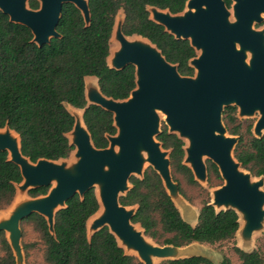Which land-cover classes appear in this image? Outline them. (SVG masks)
<instances>
[{
  "label": "water",
  "instance_id": "1",
  "mask_svg": "<svg viewBox=\"0 0 264 264\" xmlns=\"http://www.w3.org/2000/svg\"><path fill=\"white\" fill-rule=\"evenodd\" d=\"M233 1L234 22L229 19L231 14L224 0H188L179 14L148 7L153 22L163 26L175 39L188 40L196 51V57L189 62L196 71L192 77L182 76L178 65L169 63L147 38L125 35V15L123 10L119 11L110 40V55L115 33L121 49L112 64L109 62L110 55L107 62L111 69L118 71L133 66L136 88L128 99L114 100L101 92L97 77L85 78L87 106L96 105L112 113L117 133L106 136L109 142L107 148H96L84 122L85 110L67 104L66 108L75 121L68 139L77 130L75 142L69 139L73 152L78 151L80 156L75 172L69 173L61 165V161L69 159L73 152L67 159H41L32 163L21 152L19 135L8 126L0 129L14 132L19 138L17 145L8 134H1L0 151L7 152L9 160L21 170L23 181L16 185V194L22 186L29 198L24 209L0 221V232L5 233L16 264H24L21 245V223L24 219L39 214L47 221L50 233L55 235L56 214L67 207V201L76 195L83 199L85 193L92 189L97 197L96 187L99 184L102 185L101 199L105 212L90 228L89 220L94 215L88 220L89 237L108 228L125 254L135 256L143 264H152L153 256L157 262L192 257L209 259L199 254H188L191 246L200 244L197 242L183 247L155 243L139 224L133 222L138 206L126 207L120 203V198L132 188L130 178H144L146 165L141 154L144 151L148 155L147 164L160 176L183 220L192 227L198 224L200 211L191 219L183 215L182 210L186 212L188 208L187 202L173 180L165 149L157 140L162 132L159 113L165 117L169 134L178 136L184 142L183 164L192 171L196 182L207 183V159L218 168L224 184L213 190L210 205L217 212L232 210L238 217L240 213L245 215L247 223L244 229L240 226L236 234L238 244L242 242L237 247L245 253L254 251V236L264 228V177H253L236 160L234 151L239 137L228 134L222 116L225 106L239 108L241 116H250L257 111L261 116L252 133L258 139L264 136V30L252 29L255 21H262L264 0ZM38 2L40 8L33 10L29 0H0V11L9 17L11 23L30 29L33 42L40 47L50 44L52 39L61 38L57 27L65 4H73L82 13L86 25H90L88 0ZM133 36L147 40L151 47L129 42L127 38ZM248 52L252 54L249 64L246 62ZM78 111L81 112L84 128H78L75 115ZM187 140L191 144L189 149H186ZM203 157L207 159L203 160ZM54 181L57 182L55 188L52 185ZM42 187L49 188L47 195L35 198L29 195L30 190ZM137 226L139 230L135 228ZM146 237L153 245L146 242ZM119 239L137 251V255L127 253Z\"/></svg>",
  "mask_w": 264,
  "mask_h": 264
},
{
  "label": "trees",
  "instance_id": "2",
  "mask_svg": "<svg viewBox=\"0 0 264 264\" xmlns=\"http://www.w3.org/2000/svg\"><path fill=\"white\" fill-rule=\"evenodd\" d=\"M188 0H88L90 25L73 5L65 4L57 27L61 38L38 46L27 27L10 22L0 11V129L8 126L21 141V152L32 163L41 159H67L74 150L67 137L74 126V118L67 110L69 104L84 109V122L96 148L109 146L107 135L117 133L113 114L99 106H87L85 78L95 76L101 92L114 100H126L136 88L135 68L128 66L114 70L108 66L110 40L116 16L123 10V32L127 36L147 38L162 52L166 60L178 65L182 76L192 77L195 71L189 62L196 51L188 40H177L165 28L150 19L148 7L169 10L179 14ZM230 7L231 0H225ZM29 6L38 10V0H29ZM112 48V42H111ZM236 107L225 111L228 132L239 137L234 156L253 177H264V136L256 138L252 126H243L236 119ZM163 149L170 150L171 165L190 185H198L192 171L183 164L184 142L164 127L157 136ZM209 175L221 180L218 168L209 162ZM23 181L19 166L9 160L8 153L0 151V211L8 207L16 195V185ZM131 190L120 198L123 206H138L133 218L158 244L183 247L194 242L217 245L233 242L239 230L235 211H220L202 202L198 224L185 222L154 170L144 178H130ZM49 188L29 191L31 197L47 195ZM183 194L182 190H180ZM184 195V194H183ZM67 207L55 217V235L47 221L32 214L23 223H31L45 245L43 264H143L135 256L125 254L116 238L104 228L92 237L87 233V222L95 215L99 202L94 189L69 199ZM3 255L0 264H16L13 251L4 232H0ZM28 250V246H26ZM240 264H264V238L260 247L245 253L233 248ZM161 264H213L203 257H192ZM221 264H232L225 257Z\"/></svg>",
  "mask_w": 264,
  "mask_h": 264
},
{
  "label": "rangeland",
  "instance_id": "3",
  "mask_svg": "<svg viewBox=\"0 0 264 264\" xmlns=\"http://www.w3.org/2000/svg\"><path fill=\"white\" fill-rule=\"evenodd\" d=\"M234 4H235L234 1L231 0V6L228 7L230 14H231V16L229 18L231 22L235 21L234 12L232 9ZM261 18H262L261 22L255 21L253 23V25H252L253 30H255V31H263L264 30V13L261 14ZM133 38H137V37L133 36ZM112 47H113V45H112ZM251 57H252L251 52H248L247 53V59H246V62L248 64L250 63ZM195 74H196V71H195ZM230 107H234V106H228V107L225 106L224 107L223 116H222L223 123H224L226 129H227V124L225 121V117H226L225 111ZM75 115L77 117H79V116H81V112L78 111ZM235 115H236V119L238 120V123L242 124V126H243L242 133H244V135L246 137H248V135L246 134L247 126H252V132H253L254 127H255L257 121L260 119V116H261L260 113L257 111L250 116H241L239 108H237ZM159 127H160V130H162L164 127H166L168 129V126H167L166 121H165V117L162 113H159ZM227 131H228V129H227ZM263 133H264V131H263ZM228 134L230 136H233L229 132H228ZM235 137H238V136H235ZM71 138L73 139V136ZM188 144H189V142L187 141L186 146H188ZM164 151L166 152L167 158L170 160V163H171V157H170L171 152L167 151V150H164ZM147 160H148V158L146 157L144 159V165H146L144 167V172H147L148 170H151V169L153 170L152 166L150 164H147ZM76 161H77V159L75 157V154H73L72 157H70L66 162H67V164H71V163H75ZM209 162H211V161L207 159L206 160L207 168H208ZM171 173H172V177H173L174 182L178 185L179 190H182V192L184 194L183 195L180 191L181 195L183 196V198L187 202L188 208H187L186 212H185V210H182L183 215L185 216L186 219H191V217H193L195 214H197L201 210L202 202L204 200H209L211 202L213 190L221 187L224 184V181L222 179L218 180L217 178H215L213 176L211 177L209 175V172H208L207 183H198L197 186L190 185L189 183H187L183 175H181V174H179L173 170L172 165H171ZM263 190H264V186H263ZM17 194H18V192H17ZM22 199H23V201L29 199L27 196V193H22ZM18 201H20V200H17V202ZM14 202H15V198H14L13 202L11 203L9 211L5 212L6 210H8L9 207H6V208L1 210L0 221L3 220L6 216L10 215L13 212V210L15 209ZM240 217L242 218L243 216L241 215ZM94 218L95 217H93L91 220H89V226L93 222ZM21 230H22L21 245L23 248V256H24L23 262H24V264H43L45 245L41 239L40 234L34 229V227L31 223L21 224ZM263 238H264V228L255 234L254 239H253L252 250H256L260 247V245L262 244ZM149 242L151 244H153V242L150 239H149ZM154 242L157 243L156 241H154ZM241 243L242 242L240 241L238 244V240L235 239V241H233V242H226V243L217 244V245H208V244L193 245L188 249L189 250L188 254L203 255V256L211 259L213 264H220L225 259V257L229 258L230 261L232 262V264H240L239 258L236 255V253L234 252L233 248L237 247V245L241 246ZM159 245H161V244H159ZM26 246H28V250L26 249ZM129 253L136 255L133 252H129ZM2 255H3V252H2L1 247H0V257ZM161 263H162L161 260H159L157 262V259L154 258L153 264H161Z\"/></svg>",
  "mask_w": 264,
  "mask_h": 264
},
{
  "label": "bare ground",
  "instance_id": "4",
  "mask_svg": "<svg viewBox=\"0 0 264 264\" xmlns=\"http://www.w3.org/2000/svg\"><path fill=\"white\" fill-rule=\"evenodd\" d=\"M127 40L129 41V42H132V43H138V44H141V45H143V46H146V47H151V45H150V43L147 41V40H144V39H142V38H140V37H137V38H133V37H128L127 38ZM112 45H113V47L111 48V55H110V59H109V62H110V64H112V62H113V58L115 57V55L118 53V51L121 49V43H120V41L118 40V37H117V34L115 33L114 34V36H113V39H112ZM115 46V47H114ZM76 118H77V121H78V128L79 127H82V128H84V125H83V122H82V115L81 116H79V117H77L76 116ZM76 133H77V130L75 131V133H72L71 135H69V139H70V141L71 142H75V138H76ZM1 134H8L9 135V137H10V139H12L17 145L19 144V138H18V136H17V134H15L14 132H10V131H8V130H1L0 131V135ZM73 136V139L71 138ZM188 142H189V144H188V146H186V149H189L190 148V146H191V144H190V141L189 140H187ZM73 154H75V157H76V159H77V161L75 162V163H71V164H67V160H62L61 161V165L63 166V168H64V170L65 171H68L69 173H73V172H75V170H76V167H77V165H78V163H79V160H80V156H79V154H78V151H74L73 153H72V155ZM143 156V158L145 159L148 155L146 154V152H144V151H142V153H141ZM72 155L70 156V157H72ZM10 158H12V154H11V152H10ZM207 159V157H203V160H206ZM53 188H55L56 186H57V182L56 181H54L53 182ZM22 186H19V188L17 189V192H18V194H16V196H15V202H14V206H15V209L13 210V212L11 213V214H13L14 212H16V211H19V210H21V209H24L25 207H26V205L29 203V199H27V200H25V201H23V199H22V193H27V190H24V189H22L21 188ZM101 187H102V185L101 184H99L96 188H97V197L99 198V200H100V209H99V211L93 216V217H95L94 218V220H93V222L96 220V219H98L99 217H101L103 214H104V212H105V206H104V204H103V202H102V199H101ZM17 200H20V201H18L17 202ZM10 214V215H11ZM243 216L242 218L240 217V216ZM92 217V218H93ZM91 218V219H92ZM90 219V220H91ZM239 221H240V226H241V229H244V227H245V225H246V223H247V220H246V217H245V215L243 214V213H240L239 214ZM92 222V223H93ZM91 223V224H92ZM91 224H90V226H91ZM90 226H89V228H90ZM137 230H139V227L137 226V227H135ZM145 240H146V242L149 244V245H153V244H151L150 242H149V239L146 237L145 238ZM119 242H120V244L125 248V250H126V252L127 253H129V252H133V253H135L136 255H137V251H135L133 248H129L128 246H126L124 243H123V241L121 240V239H119ZM130 254V253H129ZM154 256L153 257H151V262H152V264L154 263Z\"/></svg>",
  "mask_w": 264,
  "mask_h": 264
},
{
  "label": "flooded vegetation",
  "instance_id": "5",
  "mask_svg": "<svg viewBox=\"0 0 264 264\" xmlns=\"http://www.w3.org/2000/svg\"><path fill=\"white\" fill-rule=\"evenodd\" d=\"M226 2V1H225ZM231 6V5H230ZM228 7V6H227ZM236 109H237V107H236Z\"/></svg>",
  "mask_w": 264,
  "mask_h": 264
}]
</instances>
